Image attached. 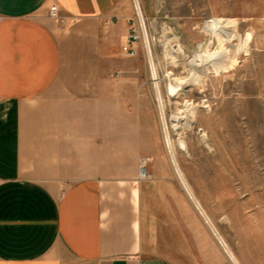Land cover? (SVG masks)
<instances>
[{
    "label": "crops",
    "instance_id": "0c3cea01",
    "mask_svg": "<svg viewBox=\"0 0 264 264\" xmlns=\"http://www.w3.org/2000/svg\"><path fill=\"white\" fill-rule=\"evenodd\" d=\"M131 7L0 0V264H158Z\"/></svg>",
    "mask_w": 264,
    "mask_h": 264
},
{
    "label": "rangeland",
    "instance_id": "374dc122",
    "mask_svg": "<svg viewBox=\"0 0 264 264\" xmlns=\"http://www.w3.org/2000/svg\"><path fill=\"white\" fill-rule=\"evenodd\" d=\"M131 6L130 25L140 37L126 75L140 81L147 97L151 260L264 264V0H131ZM215 18L233 21L223 30L235 35V68L218 79L210 73L205 87L180 85L175 78L189 72ZM172 85L186 90L174 95ZM188 101L195 110L191 127L171 119ZM162 109L186 181L169 154Z\"/></svg>",
    "mask_w": 264,
    "mask_h": 264
},
{
    "label": "bare ground",
    "instance_id": "6f19581e",
    "mask_svg": "<svg viewBox=\"0 0 264 264\" xmlns=\"http://www.w3.org/2000/svg\"><path fill=\"white\" fill-rule=\"evenodd\" d=\"M232 22H233L232 20H223L220 18H215L213 20V22L210 23L211 25H210L209 34H208V36H209L208 40L206 42H202V43H199L197 45L196 51H194L195 52L194 57L191 60V62H189V72H187V73L190 75V77H187L186 76L187 73H186L184 77L180 76L181 78H175V80H177V82H179L180 85L181 84H187V85L188 84L189 85L196 84L197 87L199 85H200V87L201 86L205 87L206 79H204V77L210 76L209 75L210 73L213 72L214 76L218 79L219 77H221V75L224 72H229L235 68V66L238 62V51L230 48V42L234 40L233 37L235 35L232 32H226L223 30V25L231 24ZM214 45H215V47H214ZM172 57H173V61L175 62L176 57L173 55H172ZM172 80H173V76H172ZM158 83H159V81L155 82L156 85H158ZM175 89H176V87H174L172 85L173 94L174 95H180V94L184 93V91L186 90V87H184L182 89L180 88V91H179V89H178V91ZM191 105H193V104L189 103V101L186 102L185 109L183 111H181L182 115H180V116H179V114L173 115L171 117V119L174 121H177V122H180V120H182V119H183V121L186 120L185 121L186 126L191 127V124L194 121V117H195V110L193 109V106L191 107ZM163 106H165V104H163ZM202 106H204V105H202ZM161 114H162L163 124H164L165 133H166V137H167V146L169 149V154L172 158L173 164L176 167L177 171L182 174L180 166H179L177 158H176L175 143L169 137L167 125H166L165 120H164L165 114L163 115V109H162ZM178 144H179L180 148L183 149L182 151H185V150L188 151V148H187L184 140H179ZM141 175H143V173ZM182 176H183V174H182ZM183 180L186 181L185 176H183ZM188 193H189L190 197H192V199L196 201L197 207L201 211H203L201 204L197 201V199H195V196L193 195L191 189L189 190V188H188ZM223 246L225 247V250L228 251L227 246L226 245H223ZM231 259L235 262V264H240L236 260V258H231Z\"/></svg>",
    "mask_w": 264,
    "mask_h": 264
},
{
    "label": "built area",
    "instance_id": "2783aa9c",
    "mask_svg": "<svg viewBox=\"0 0 264 264\" xmlns=\"http://www.w3.org/2000/svg\"><path fill=\"white\" fill-rule=\"evenodd\" d=\"M49 16L56 18L59 20L61 23L65 22V16H62L59 13V9L56 5H52L50 10H49ZM140 34L138 33L137 29L135 27H132L131 33L129 34L127 38V42L125 45H123L122 49L123 52L129 56V57H134L138 53V47L136 46L138 40H139ZM139 173H140V178H145L148 177V172H147V167H146V160L141 159L140 161V166H139ZM143 173V175H141ZM140 264H150L147 261H141Z\"/></svg>",
    "mask_w": 264,
    "mask_h": 264
}]
</instances>
